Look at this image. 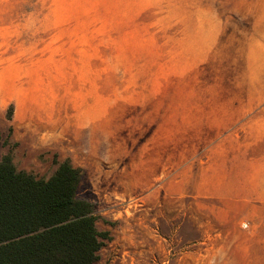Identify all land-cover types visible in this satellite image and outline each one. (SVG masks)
I'll return each mask as SVG.
<instances>
[{"label":"rangeland","instance_id":"rangeland-1","mask_svg":"<svg viewBox=\"0 0 264 264\" xmlns=\"http://www.w3.org/2000/svg\"><path fill=\"white\" fill-rule=\"evenodd\" d=\"M21 23L0 159L83 169L94 264H264V0H23Z\"/></svg>","mask_w":264,"mask_h":264},{"label":"trees","instance_id":"trees-1","mask_svg":"<svg viewBox=\"0 0 264 264\" xmlns=\"http://www.w3.org/2000/svg\"><path fill=\"white\" fill-rule=\"evenodd\" d=\"M10 115V114H9ZM84 171L69 158L48 178L0 159V264H94L107 231L94 204L78 196Z\"/></svg>","mask_w":264,"mask_h":264},{"label":"crops","instance_id":"crops-1","mask_svg":"<svg viewBox=\"0 0 264 264\" xmlns=\"http://www.w3.org/2000/svg\"><path fill=\"white\" fill-rule=\"evenodd\" d=\"M22 2L23 0H0V61L14 60L16 51L20 52L22 49ZM7 98L6 95L0 96V109L6 105ZM29 103L28 105L31 106L32 103ZM259 177L262 178L260 175ZM236 178L240 185L246 184L247 177L239 176ZM242 192L246 195L262 194V191L257 189L254 191H239L238 195Z\"/></svg>","mask_w":264,"mask_h":264},{"label":"bare ground","instance_id":"bare-ground-1","mask_svg":"<svg viewBox=\"0 0 264 264\" xmlns=\"http://www.w3.org/2000/svg\"><path fill=\"white\" fill-rule=\"evenodd\" d=\"M101 139V138H100ZM103 139V138H102ZM100 141V140H99ZM104 141V140H103ZM106 141V140H105Z\"/></svg>","mask_w":264,"mask_h":264}]
</instances>
